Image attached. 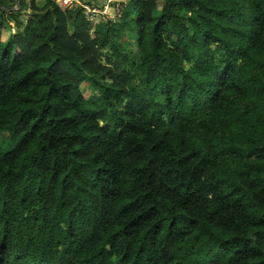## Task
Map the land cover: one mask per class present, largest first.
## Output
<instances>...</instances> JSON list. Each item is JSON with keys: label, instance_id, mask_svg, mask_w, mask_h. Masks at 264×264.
<instances>
[{"label": "trees", "instance_id": "16d2710c", "mask_svg": "<svg viewBox=\"0 0 264 264\" xmlns=\"http://www.w3.org/2000/svg\"><path fill=\"white\" fill-rule=\"evenodd\" d=\"M158 3L0 40V264H264V0Z\"/></svg>", "mask_w": 264, "mask_h": 264}, {"label": "rangeland", "instance_id": "374dc122", "mask_svg": "<svg viewBox=\"0 0 264 264\" xmlns=\"http://www.w3.org/2000/svg\"><path fill=\"white\" fill-rule=\"evenodd\" d=\"M23 2L24 5V10L21 12V15L19 16L18 19H16V21L14 22L13 20H9L8 23H5L3 26L0 27V40L2 42H7L9 41L12 36L14 35V33L16 32V29L14 28V24H16V22L18 23H24L27 21V19H30L28 16L30 15V13H32V8L33 7H42L46 0H21ZM55 2H57L58 0H54ZM78 1H83V0H78ZM87 3V5L94 7L96 10L98 11H102L104 14H107L108 16H96V17H92L94 19H92L91 21V26H95V25H99L100 23H109L111 25H118V24H123L125 22H128L129 20L133 19V13H128V15H126V19L123 18L121 11L122 8L121 5H115L114 3H123L126 4V0H107L105 4H103V1H100L101 4L98 3H92V0H85ZM130 0H127V2ZM162 2L163 0H159L158 5L162 6ZM19 2H17L16 0V6H18ZM131 10L133 11V7H134V3H131ZM32 18V17H31ZM134 20V19H133ZM118 23V24H117ZM92 27V28H93ZM127 34V35H126ZM126 34H122V36H120L118 42L120 43L123 39H125V41H127V43L129 44L130 47V52L132 53H137V48H136V44L135 41L132 37V35L130 33H126ZM123 38V39H121ZM92 89V82L86 78L85 82L83 83V85L81 86V91L82 94L84 96L85 99H88L90 96V91ZM163 101H159L158 105L161 107L163 105Z\"/></svg>", "mask_w": 264, "mask_h": 264}, {"label": "built area", "instance_id": "2783aa9c", "mask_svg": "<svg viewBox=\"0 0 264 264\" xmlns=\"http://www.w3.org/2000/svg\"><path fill=\"white\" fill-rule=\"evenodd\" d=\"M57 7L63 11H67L73 8H80L83 16L88 20L92 21V17L96 16H105L107 17V14H104L102 11L96 10L94 7L87 5V3L83 1H78V0H58L55 2Z\"/></svg>", "mask_w": 264, "mask_h": 264}, {"label": "crops", "instance_id": "0c3cea01", "mask_svg": "<svg viewBox=\"0 0 264 264\" xmlns=\"http://www.w3.org/2000/svg\"><path fill=\"white\" fill-rule=\"evenodd\" d=\"M92 1H93L92 3H95V2H96V3H98V4H101L100 1H103V4H105L107 0H92ZM83 2H85V3H89V2H86L85 0H83ZM96 3H95V4H96Z\"/></svg>", "mask_w": 264, "mask_h": 264}]
</instances>
